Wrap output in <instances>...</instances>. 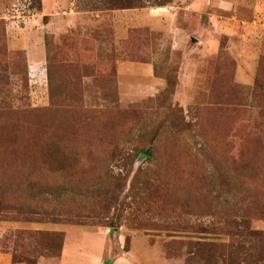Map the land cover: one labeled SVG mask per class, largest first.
<instances>
[{"label":"rangeland","instance_id":"374dc122","mask_svg":"<svg viewBox=\"0 0 264 264\" xmlns=\"http://www.w3.org/2000/svg\"><path fill=\"white\" fill-rule=\"evenodd\" d=\"M0 252L264 264V0H0Z\"/></svg>","mask_w":264,"mask_h":264},{"label":"crops","instance_id":"0c3cea01","mask_svg":"<svg viewBox=\"0 0 264 264\" xmlns=\"http://www.w3.org/2000/svg\"><path fill=\"white\" fill-rule=\"evenodd\" d=\"M135 70V67L131 66ZM0 264H14L7 253L0 252Z\"/></svg>","mask_w":264,"mask_h":264}]
</instances>
